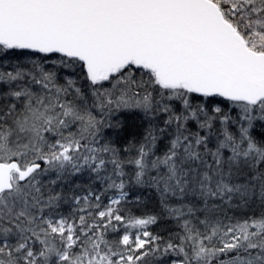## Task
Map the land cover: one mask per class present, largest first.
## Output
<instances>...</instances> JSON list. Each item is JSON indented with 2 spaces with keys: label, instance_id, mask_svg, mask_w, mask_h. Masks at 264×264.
<instances>
[{
  "label": "snow or ice",
  "instance_id": "1",
  "mask_svg": "<svg viewBox=\"0 0 264 264\" xmlns=\"http://www.w3.org/2000/svg\"><path fill=\"white\" fill-rule=\"evenodd\" d=\"M0 264H264V0H0Z\"/></svg>",
  "mask_w": 264,
  "mask_h": 264
},
{
  "label": "trees",
  "instance_id": "2",
  "mask_svg": "<svg viewBox=\"0 0 264 264\" xmlns=\"http://www.w3.org/2000/svg\"><path fill=\"white\" fill-rule=\"evenodd\" d=\"M129 130L132 131L133 129L130 128ZM84 179H86V177ZM77 182H80V178H77ZM128 200L130 201L128 206L131 208L132 212L137 215L142 213H155L161 215V218L157 221V223L150 226L154 233H159L160 235L166 237L170 230L175 227V222L173 220H170L162 215V208L155 190L133 186L129 191Z\"/></svg>",
  "mask_w": 264,
  "mask_h": 264
}]
</instances>
